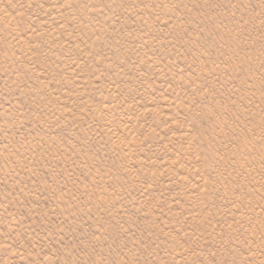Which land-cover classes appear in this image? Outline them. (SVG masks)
<instances>
[{
    "label": "rangeland",
    "instance_id": "obj_1",
    "mask_svg": "<svg viewBox=\"0 0 264 264\" xmlns=\"http://www.w3.org/2000/svg\"><path fill=\"white\" fill-rule=\"evenodd\" d=\"M0 264H264V0H0Z\"/></svg>",
    "mask_w": 264,
    "mask_h": 264
}]
</instances>
